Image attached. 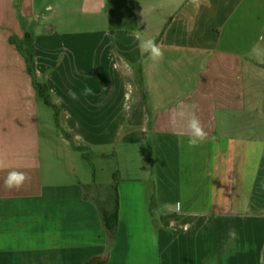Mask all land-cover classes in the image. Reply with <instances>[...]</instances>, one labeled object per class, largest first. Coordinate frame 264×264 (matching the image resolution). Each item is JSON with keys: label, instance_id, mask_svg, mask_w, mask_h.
<instances>
[{"label": "crops", "instance_id": "0c3cea01", "mask_svg": "<svg viewBox=\"0 0 264 264\" xmlns=\"http://www.w3.org/2000/svg\"><path fill=\"white\" fill-rule=\"evenodd\" d=\"M21 16L35 25L37 71L62 111L58 138L12 42L25 38ZM148 38L160 63L141 54ZM137 91L146 115L127 123ZM192 116L208 134L198 147ZM147 138L145 178L93 182L80 164L85 151L146 156ZM0 161V264H262L264 0H0ZM13 170L28 179L9 190ZM115 180L110 238L101 205Z\"/></svg>", "mask_w": 264, "mask_h": 264}, {"label": "rangeland", "instance_id": "374dc122", "mask_svg": "<svg viewBox=\"0 0 264 264\" xmlns=\"http://www.w3.org/2000/svg\"><path fill=\"white\" fill-rule=\"evenodd\" d=\"M133 20V19H132ZM134 20L136 21V16L134 17ZM139 37L135 36V38ZM118 43V39L116 40ZM133 40L130 39L129 43L133 44ZM138 95L134 96L132 99L134 100H129L128 101V108L126 111V121L127 123H134V122H139L141 124V120L145 117L146 113L145 110H142V106L143 104V97H141V92L137 91ZM42 99V98H41ZM54 103L56 104L55 100L53 99ZM41 102L43 103V100H41ZM46 105L44 107L45 112H44V117L48 118L51 123L53 124V130L51 132V135L54 138H58L57 132L59 129H57L55 126L57 124L58 127V123H56L57 121V117H56V111L55 108L53 106H48ZM150 111V110H149ZM60 128V127H59ZM129 135V134H128ZM125 134V139H128L127 141H133L135 137V135H129ZM137 136V134H136ZM131 138V140L129 139ZM146 146V156L141 155L140 151H135L136 149H138V145H134V149L131 150V152H134L133 154H119L115 148H112V150H109L107 152L108 157L105 156V158L103 156H101L99 153H97L99 150H94V154L90 152V160L87 158V160H85L83 157H80V164H83V167L88 168V170H90V172H95L94 173H90V174H94L95 178L93 176H91V180L97 181L98 183H103V182H108V181H112V175L113 172H115V174H117L119 179L118 181H120L121 175H123V177H128V178H132V177H139V178H145L143 175L147 174L149 169L152 171L153 164H150L151 162V152H152V139L147 138L144 143ZM63 154V151L62 153ZM95 163V164H94ZM151 174V172H150ZM150 179V178H149ZM68 181H75V178L70 177L68 179ZM116 181V180H115ZM155 204V203H154ZM157 205V203L155 204V206ZM154 207V206H153ZM162 211V210H161ZM160 211V212H161Z\"/></svg>", "mask_w": 264, "mask_h": 264}, {"label": "trees", "instance_id": "16d2710c", "mask_svg": "<svg viewBox=\"0 0 264 264\" xmlns=\"http://www.w3.org/2000/svg\"><path fill=\"white\" fill-rule=\"evenodd\" d=\"M23 25L26 28V35L25 38L20 39L17 36L12 37V42L16 43L19 47V49L24 53V55L27 58L29 69L31 73L33 74L35 78V84L38 88L39 95L51 106L55 108L56 111V117H57V123L58 126H62V120L61 115L62 111L58 104H55L53 99L54 96L50 91V88L48 84L46 83L44 78H41L39 76L37 71V63H36V31H35V25L30 22L31 20L26 19L25 17H20ZM69 137L72 138L71 135ZM77 147L86 150L88 147L85 146V144H77ZM85 156L90 160V154L85 151ZM118 182L117 180L113 182L111 185L114 191L116 190V193L112 199L107 202H104L101 205V212L103 216V223L105 226V229L107 231V234L110 238H113L118 230L119 225V209H120V202H119V195H118Z\"/></svg>", "mask_w": 264, "mask_h": 264}, {"label": "clouds", "instance_id": "9594fccd", "mask_svg": "<svg viewBox=\"0 0 264 264\" xmlns=\"http://www.w3.org/2000/svg\"><path fill=\"white\" fill-rule=\"evenodd\" d=\"M138 47L141 51V54H147L148 57L155 63H160L164 59V50L163 48L156 43L154 39H140ZM85 96L92 95V89L85 88L83 90ZM68 95L73 100H78L79 96L75 91L69 90ZM188 128L191 132V135L188 140L190 147H198L203 143L208 134L205 132L200 120L196 116H192L188 122ZM5 167L4 163L0 161V168ZM28 176L21 171H9L6 179L4 180V185L7 189H20L24 186ZM230 235L235 238V233H230ZM262 264H264V256H262Z\"/></svg>", "mask_w": 264, "mask_h": 264}]
</instances>
